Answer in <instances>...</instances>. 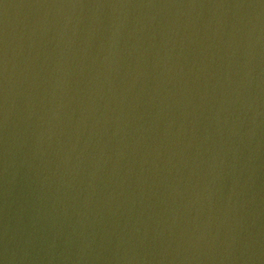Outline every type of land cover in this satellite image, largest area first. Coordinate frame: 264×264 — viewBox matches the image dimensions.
<instances>
[{
  "label": "water",
  "instance_id": "obj_1",
  "mask_svg": "<svg viewBox=\"0 0 264 264\" xmlns=\"http://www.w3.org/2000/svg\"><path fill=\"white\" fill-rule=\"evenodd\" d=\"M0 264H264V0H0Z\"/></svg>",
  "mask_w": 264,
  "mask_h": 264
}]
</instances>
